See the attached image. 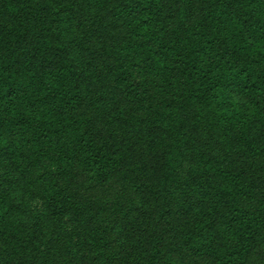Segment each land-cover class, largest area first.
<instances>
[{"label": "trees", "instance_id": "trees-1", "mask_svg": "<svg viewBox=\"0 0 264 264\" xmlns=\"http://www.w3.org/2000/svg\"><path fill=\"white\" fill-rule=\"evenodd\" d=\"M0 264H264V0H0Z\"/></svg>", "mask_w": 264, "mask_h": 264}]
</instances>
